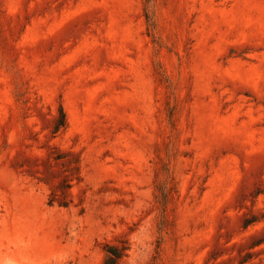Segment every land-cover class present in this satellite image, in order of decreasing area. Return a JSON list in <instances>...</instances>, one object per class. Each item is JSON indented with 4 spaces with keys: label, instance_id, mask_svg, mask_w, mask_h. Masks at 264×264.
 Masks as SVG:
<instances>
[{
    "label": "rangeland",
    "instance_id": "374dc122",
    "mask_svg": "<svg viewBox=\"0 0 264 264\" xmlns=\"http://www.w3.org/2000/svg\"><path fill=\"white\" fill-rule=\"evenodd\" d=\"M110 261L264 264V0H0V264Z\"/></svg>",
    "mask_w": 264,
    "mask_h": 264
},
{
    "label": "trees",
    "instance_id": "16d2710c",
    "mask_svg": "<svg viewBox=\"0 0 264 264\" xmlns=\"http://www.w3.org/2000/svg\"><path fill=\"white\" fill-rule=\"evenodd\" d=\"M118 255V254H117ZM107 264H114V263H112L111 261L110 262H108Z\"/></svg>",
    "mask_w": 264,
    "mask_h": 264
}]
</instances>
